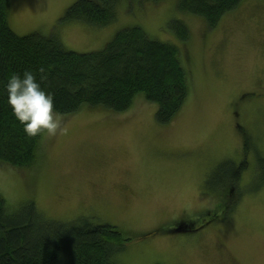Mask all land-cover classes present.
Segmentation results:
<instances>
[{
	"label": "rangeland",
	"instance_id": "374dc122",
	"mask_svg": "<svg viewBox=\"0 0 264 264\" xmlns=\"http://www.w3.org/2000/svg\"><path fill=\"white\" fill-rule=\"evenodd\" d=\"M76 1L9 0V26L18 36H55L76 53L141 27L179 50L187 102L165 126L142 96L125 113L62 116L61 130L42 137L33 168L0 164L8 208L33 202L49 220L117 228L129 241L115 264H264V0H244L215 29L178 12L177 0H121L105 27L62 21ZM176 21L189 31L184 43ZM224 162L248 164L238 205L226 193L230 178L226 192L211 178Z\"/></svg>",
	"mask_w": 264,
	"mask_h": 264
},
{
	"label": "trees",
	"instance_id": "16d2710c",
	"mask_svg": "<svg viewBox=\"0 0 264 264\" xmlns=\"http://www.w3.org/2000/svg\"><path fill=\"white\" fill-rule=\"evenodd\" d=\"M161 1L140 3L157 5ZM243 1L177 0L176 9L202 18L209 29H215L222 17L237 10ZM120 2L77 0L66 10L62 21L105 27L115 21ZM8 10L9 0H0V164L33 168L45 135L29 136L7 103L4 84L13 73L31 70L44 90L52 94L54 107L62 116H72L85 108L125 113L135 98L142 96L157 106L156 121L165 126L186 104L187 74L179 50L151 39L141 27L118 31L100 51L76 53L65 50L55 36H18L9 26ZM176 22V36L184 43L189 31L184 23ZM244 142L249 153V137ZM259 162L264 167V158H259ZM247 167L246 162L239 166L224 162L212 174L213 181L220 182L219 188L225 192L227 177L230 178L231 189L226 193L233 198L232 205L239 204L237 191L232 189ZM128 241L117 228L97 226L86 218L71 222L49 220L33 202L11 210L0 196V264H115V254Z\"/></svg>",
	"mask_w": 264,
	"mask_h": 264
},
{
	"label": "clouds",
	"instance_id": "9594fccd",
	"mask_svg": "<svg viewBox=\"0 0 264 264\" xmlns=\"http://www.w3.org/2000/svg\"><path fill=\"white\" fill-rule=\"evenodd\" d=\"M4 91L14 116L29 136H55L61 130L62 114L55 109L52 94L44 90L31 70L10 75Z\"/></svg>",
	"mask_w": 264,
	"mask_h": 264
},
{
	"label": "flooded vegetation",
	"instance_id": "af4514ba",
	"mask_svg": "<svg viewBox=\"0 0 264 264\" xmlns=\"http://www.w3.org/2000/svg\"><path fill=\"white\" fill-rule=\"evenodd\" d=\"M232 192H234V193H235V192H236V188H235V189H232Z\"/></svg>",
	"mask_w": 264,
	"mask_h": 264
}]
</instances>
